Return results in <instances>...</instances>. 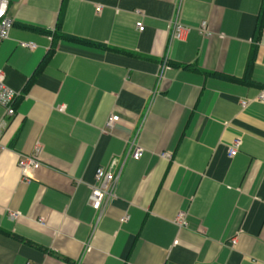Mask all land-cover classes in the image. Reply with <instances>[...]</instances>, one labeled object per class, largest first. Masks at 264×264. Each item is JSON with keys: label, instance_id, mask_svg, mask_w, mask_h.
Listing matches in <instances>:
<instances>
[{"label": "crops", "instance_id": "0c3cea01", "mask_svg": "<svg viewBox=\"0 0 264 264\" xmlns=\"http://www.w3.org/2000/svg\"><path fill=\"white\" fill-rule=\"evenodd\" d=\"M9 2L0 264H264V0ZM110 166L115 197L97 209Z\"/></svg>", "mask_w": 264, "mask_h": 264}, {"label": "built area", "instance_id": "2783aa9c", "mask_svg": "<svg viewBox=\"0 0 264 264\" xmlns=\"http://www.w3.org/2000/svg\"><path fill=\"white\" fill-rule=\"evenodd\" d=\"M9 0H0V44L8 39L11 34V30L14 26V20L9 14ZM207 22L204 21L202 25L206 28ZM137 27L139 30H144V25L142 21L137 22ZM187 32V28L182 24H175L172 30L171 37L172 39H182ZM264 35V29L262 31ZM23 46L29 48H35L36 44L33 42H23ZM19 96V92L15 89L11 88L6 83L5 72L0 69V105L5 108L6 115L12 117L16 114V100ZM262 101H264V92L261 93L259 97ZM242 105H247V101H242ZM119 120L118 115H113L107 122V127L113 128L114 124ZM5 121L0 123V126L4 125ZM240 145V140H237L235 144L230 149V155L234 156L237 154ZM7 147L0 141V153L6 150ZM41 152L42 146L37 144L34 150L31 153H22L19 155L18 159V167L21 172V176L25 181H31L33 178V174L36 170H38L41 165ZM144 153V149L137 146L132 151V157L135 159L141 158ZM163 156L171 157V153H163ZM113 163H116L114 161ZM115 186H116V178L113 172L112 167H99L96 171V182L91 186V197L92 204L95 208L101 209L104 207L110 200L115 197ZM12 216L16 218L18 214L13 213ZM126 218H124L125 220ZM177 222L182 227L187 224L186 214L181 212L177 217ZM32 264V263H27Z\"/></svg>", "mask_w": 264, "mask_h": 264}, {"label": "trees", "instance_id": "16d2710c", "mask_svg": "<svg viewBox=\"0 0 264 264\" xmlns=\"http://www.w3.org/2000/svg\"><path fill=\"white\" fill-rule=\"evenodd\" d=\"M59 24H60V22H59ZM30 28H32V29H35L34 27H30ZM64 38H66V39H70V40H72V41H77V42H86V41H84V40H82V39H78V38H76V37H73V36H63ZM87 43H92V42H87Z\"/></svg>", "mask_w": 264, "mask_h": 264}]
</instances>
